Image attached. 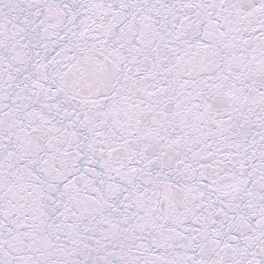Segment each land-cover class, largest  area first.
I'll return each instance as SVG.
<instances>
[{"label":"snow or ice","instance_id":"obj_1","mask_svg":"<svg viewBox=\"0 0 264 264\" xmlns=\"http://www.w3.org/2000/svg\"><path fill=\"white\" fill-rule=\"evenodd\" d=\"M0 264H264V0H0Z\"/></svg>","mask_w":264,"mask_h":264}]
</instances>
